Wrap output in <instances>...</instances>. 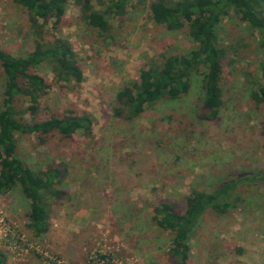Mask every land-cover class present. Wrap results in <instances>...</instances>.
<instances>
[{"label": "rangeland", "instance_id": "374dc122", "mask_svg": "<svg viewBox=\"0 0 264 264\" xmlns=\"http://www.w3.org/2000/svg\"><path fill=\"white\" fill-rule=\"evenodd\" d=\"M152 1L130 7L121 21L109 16L113 38L106 42L80 21L73 3L67 5L56 33L70 42L84 79L58 83L47 65L36 68L48 88L35 119L86 113L93 135L64 139L54 133L41 143L36 135L17 136L26 166L66 170L59 187L64 196L49 208L48 233L36 238L20 189L0 194L3 264H175L168 256L171 234L152 221L154 206L166 202L183 213L191 190L210 192L239 174L264 172V105L250 98L262 83L264 49L258 33L233 14L218 27L226 55L217 119L199 118L198 75L180 99H163L133 121L114 116L116 94L150 59L194 47L184 31L167 32L151 21ZM27 20L24 9L0 0V49L15 57L33 50ZM3 88L0 68V108ZM16 106L24 111L28 103L20 99ZM21 119L30 123L32 116ZM231 201L224 215L202 216L186 264H264V184L241 183Z\"/></svg>", "mask_w": 264, "mask_h": 264}, {"label": "trees", "instance_id": "16d2710c", "mask_svg": "<svg viewBox=\"0 0 264 264\" xmlns=\"http://www.w3.org/2000/svg\"><path fill=\"white\" fill-rule=\"evenodd\" d=\"M26 11L33 50L25 56L15 57L0 49V68L4 78L3 100L0 108V194L14 189L29 201L28 227L36 238L50 229L49 208L54 200L64 196L59 187L66 170L54 167L26 166L17 155V136L36 135L44 142L51 134L64 139L82 134L90 138L93 126L88 114L51 116L35 119L40 98L46 93L45 79L34 70L47 65L56 82L80 84L83 71L70 42L57 35L66 7L73 3L78 8L80 21L106 42L112 40L110 17L124 19L127 10L144 0H11ZM264 0H155L147 4L151 21L167 32L184 31L194 44L184 54L163 51L150 59L139 70L138 78L125 84L116 94L114 116L124 121L138 118L147 107L163 99L177 100L191 87V78L202 77V109L199 118L212 121L218 118L223 105L222 60L226 50L218 43V27L223 18L233 14L249 30L258 33L264 49ZM98 6L96 9L95 6ZM110 16V17H109ZM262 83L252 90L250 98L255 105H264V64L261 68ZM26 99L28 107L22 111L16 103ZM29 113L30 123L21 117ZM20 116V117H19ZM264 184V172L239 174L222 182L210 192L191 190L185 198L183 213H176L174 205L160 202L154 206L152 221L156 228L168 232L172 242L168 251L175 264H186L190 256V242L207 211L224 215L230 209L231 195L241 183ZM233 205V204H232ZM4 256L0 253V264Z\"/></svg>", "mask_w": 264, "mask_h": 264}]
</instances>
